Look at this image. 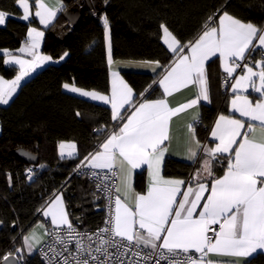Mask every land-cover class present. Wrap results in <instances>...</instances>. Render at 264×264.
Listing matches in <instances>:
<instances>
[{"label":"snow or ice","instance_id":"6c2138e0","mask_svg":"<svg viewBox=\"0 0 264 264\" xmlns=\"http://www.w3.org/2000/svg\"><path fill=\"white\" fill-rule=\"evenodd\" d=\"M16 3L23 9L20 18L28 21L32 15L29 0H16ZM58 4L57 8H52L44 0H35L34 15L41 25L47 27L51 23L63 7L59 0ZM9 15L0 10V25L5 24ZM103 26L111 66L114 61L107 17L103 19ZM160 27L164 43L175 57L167 67L158 61L147 62L154 65L153 71L162 69L161 78L154 81L163 89L161 98L149 99L142 93L137 102L133 89L116 71L112 72L111 96L86 91L74 82L63 84V88L72 93L111 105V117L116 122L113 130L75 169L79 174L94 178L97 191L107 195L109 216L105 227L97 232L91 235L79 232L69 219L64 193H54L42 208L43 215L50 217L54 226L51 233L45 230L46 235L53 236L49 246L52 255L45 253L49 264H161L162 261L167 264H239L238 259L213 261L209 254L241 258L264 250V27L244 22L225 11L218 22L215 16H210L198 37L186 44L166 25ZM43 37V31L28 28L26 42L18 51L31 59L2 50L6 57L4 63L18 66V71L11 80L0 76V104H8L22 80L53 60L38 51ZM257 49L261 50V59L250 65L247 61ZM217 54L223 71L235 80L231 85L233 93L241 88L247 91V84L259 93V98L253 103L248 96L233 97L232 110L246 117L247 123L221 114L210 132L214 141H218L214 146L201 145L196 139L195 125L190 123L188 128L195 147L188 149L187 159L196 164L203 153L202 164L188 181L165 178L160 167L167 151L165 141L170 139V121L201 99L208 100L205 62ZM67 55L65 52L60 59ZM241 68L242 74L234 77ZM253 77L258 78V86ZM189 85L198 87L195 98L176 107L170 106L167 97ZM76 147L74 142H60V157L74 158ZM220 158L227 160L226 170L222 176H215L213 162ZM144 165L147 166L148 189L146 194H139L132 190L130 177ZM214 225L218 230L212 227ZM23 240L29 252L34 243H40L35 232L24 236ZM73 241L74 250L69 248ZM57 244L60 250L55 247ZM11 258L9 253L0 260L8 264Z\"/></svg>","mask_w":264,"mask_h":264},{"label":"trees","instance_id":"16d2710c","mask_svg":"<svg viewBox=\"0 0 264 264\" xmlns=\"http://www.w3.org/2000/svg\"><path fill=\"white\" fill-rule=\"evenodd\" d=\"M60 1L61 11L43 29L41 51L54 60L65 52L68 55L37 70L20 84L8 104L0 105V257L21 247L23 235L58 191L64 193L70 216H81L83 227L92 228L102 221L101 197L86 177L74 173V167L98 147L116 122L108 106L67 93L63 84L74 82L84 90L108 93L104 17L109 21L113 59L158 61L164 67L175 57L161 40V24L185 44L198 37L210 16L217 19L225 11L244 22L264 27V0H99L98 12L84 0ZM74 3L82 8L76 26L62 15ZM0 10L10 14L0 26V49L15 51L26 40L28 28L37 26V21L22 20L16 0H0ZM16 68L5 65L0 53V76L12 78ZM207 74L214 94L212 103L200 105L195 123L200 143H210L209 132L215 117L228 114V92L221 87V75L214 60L208 62ZM161 75L159 68L154 74L124 73L137 102L142 93L149 99L160 96L154 81ZM61 141L76 143L74 158L62 159L57 154ZM16 148L37 155V163L22 161L13 152ZM196 165L166 158L163 174L188 178ZM134 183L137 190H143L142 171L136 173ZM24 257L25 264H44L37 251L32 255L24 253ZM247 264H264V255L252 256Z\"/></svg>","mask_w":264,"mask_h":264},{"label":"crops","instance_id":"0c3cea01","mask_svg":"<svg viewBox=\"0 0 264 264\" xmlns=\"http://www.w3.org/2000/svg\"><path fill=\"white\" fill-rule=\"evenodd\" d=\"M44 3L47 6L52 7V8H57L59 6L58 0H44ZM59 3H61L60 0H59ZM31 5H32L31 12H32V15H33L32 18L36 19L37 17H35V15H34V10H36L35 0H31ZM60 11H58L57 14ZM57 14H56V16H57ZM222 14L223 13H220L218 15V17L216 19L217 22H218L219 16L222 15ZM56 16L54 18H52L51 23L55 20ZM36 21H37V26L32 25V27H41V29L45 28L44 25L40 24L39 18H37ZM51 23H49L47 26H49ZM43 32H44V30H43ZM26 39H27V36H26ZM25 42H26V40L20 45V47L18 49H16L15 51H11V52L18 51L21 47L24 46ZM42 42H43V39L41 40V43H40V48L38 50L39 52H42L41 51ZM105 49H106V56H107V61H108V42L106 41V39H105ZM42 53H44V52H42ZM260 59H261V50L257 49L254 52V54L249 57L247 62L250 63V65H253L255 61L260 60ZM210 60H214L216 62V67L218 68L220 75L224 76V77H226L228 79V83H227V85L224 88L228 92V97H227L228 114H223V113L218 114L215 117V119H214V121L212 123L211 129L214 127L216 120L218 119V117L221 114H223V115H231L234 118L245 120V122L247 123V118L246 117H241L238 112L233 111L232 108H231V100L233 99V97L235 95L248 96L249 100H251L253 103H255L256 100L259 98V93H256L251 87H248L247 84H245V87H247V91H245L244 88H241V89H238V91L236 93H233L231 85L235 82V80L232 77H228L227 73H225L223 71V68L221 66V61L219 59V55L218 54L216 56H214V57H211L208 61H206L205 62V71H206V79H207L208 100L205 101V100L201 99L200 102L197 105H195V106H193V107H191V108H189L187 110L182 111L181 113H179L178 115L174 116L171 119L170 124H169V136H170V139L168 141H165V145L167 147V151L165 152V155H164L161 167H160L161 175L164 176L165 178L183 179L185 181H188L190 176L192 174H194L195 170L197 168H200V166L202 164V161H203V158H204L203 157V153H201L200 161L197 163L196 168L192 171V173L189 175L188 178L177 177V176H166V175L163 174V163H164V160L166 158H173V159H176V160H179V161H182V162L192 163L191 161H189L187 159V154H188V149L190 147H195V145H194V143L192 141V137H191V133L189 132L188 125L190 123H194V125H195V123L197 122V120L199 118V115H200V105L201 104H203V103H212V101H213L214 90L212 91V87H211V84H210V81H209V78H208V74H207V64H208V62ZM113 61H114V63L111 66H109V64H108L109 91H108V93H100L101 95L111 96V93H112V81H113L112 72L113 71L118 72L119 76L124 80V82L129 87H131V85L128 82V79L124 76L125 72H146V73L154 74L157 71V69H156V71H153V66L154 65H152L150 63H147V62H150V61H136V60H122V59H113ZM15 67L18 68V66H15ZM254 70L259 71V69H254ZM242 72H243L242 68L241 69H237L236 72L233 74V76L234 77L238 76V75L242 74ZM253 79L256 81L257 86H258L259 85L258 78L253 77ZM159 90H160V93H161L160 96L156 97V98H152V99H159V98L162 97L163 89L160 88V86H159ZM64 91H66L67 93L79 96L81 98H84L86 100L106 105V106H108L110 108V111H111V105L110 104H106V103H104L101 100H92L90 97H84V96H81L78 93H72V92L68 91L67 89H64ZM86 91H92V90H86ZM197 92H198V87L197 86L189 85L187 87H183V88H180L179 90L174 91L172 93V95L167 97V100H168V103H169L170 106L176 107V106L184 104L187 101L195 98ZM133 93H134V90H133ZM129 112H130V110H129ZM129 112H125V115L129 114ZM211 129H210V132H211ZM210 132H209L210 143H201V145L214 146L215 142H218V141H214V139L210 135ZM104 139L100 143H102L104 141ZM196 139H197V137H196ZM59 143L57 144L56 152L60 156ZM76 153H77V147H76ZM223 160H225V159L224 158H220L219 160L213 162V173H214L215 176H222L224 174V171L226 170V166H227V160H225V164H222ZM141 171L145 174V183H144V188H143L142 191L137 190L136 187H135V183H134L135 182L136 173L141 172ZM210 180H211V177L208 178V182H210ZM130 184H131L132 190L135 193H139V194H146L147 193V189H148V172H147V166L146 165L142 166L140 169H136V170L133 171V173H132V175L130 177ZM208 194L209 193L206 192L204 195L207 196ZM64 201H65V199H64ZM203 202L204 201L202 200L201 204ZM65 208H66V211L68 212V209L66 207V203H65ZM199 210L200 209H198L197 211H199ZM68 214H69V212H68ZM69 219H70V221H72V217L70 216V214H69ZM49 225H52L51 224V218L44 216L43 215V211H41L40 217L34 222V224L23 235V237L24 236H30L32 233L35 232L37 234V236L39 237L40 243H34L33 244V250H32L33 252H29L28 248L24 245V240H23V237H22L21 247L23 249V252L26 255H32V254H34L37 251L38 247L42 244V242L44 241V239L46 237L45 230H46V227L49 226ZM217 230H218V228H217ZM192 251L194 252V250H192ZM256 254L264 255V250H257V253H254L253 256L256 255ZM209 258L212 259L213 261H227V260L238 259L239 260V264H247L248 260L251 257L234 258V257H222V256H218L216 254H209Z\"/></svg>","mask_w":264,"mask_h":264},{"label":"built area","instance_id":"2783aa9c","mask_svg":"<svg viewBox=\"0 0 264 264\" xmlns=\"http://www.w3.org/2000/svg\"><path fill=\"white\" fill-rule=\"evenodd\" d=\"M227 83H228V79H227L226 77H224V76H221L220 84H221L222 89L225 88V86L227 85ZM80 161H81V160H80ZM80 161L76 163V165H75V167H74V173H76V174H78V175H83V174H79V173H77V172L75 171L76 166L80 163ZM83 171L87 172L88 169H84ZM97 171H99V170H97ZM83 176L86 177L87 180L91 183L93 189L97 192V194L101 197V199H102V201H103V218H102V221H101L100 224H98V225H96V226H94V227H92V228H86V227H83V226H82V227H79V226H77V225L74 224V223H73V226H74L75 228H77V230H78L79 232H82V233H88L89 235H91V234L97 232L99 229L105 227V220H106V219L108 218V216H109V200L107 199V195H106V194L97 191V189H96V183L94 182V178H90V177L87 176V175H83ZM53 227H54L53 225H49V226L46 227V229H47V231H48L49 233H51L52 230H53ZM212 227H214V228H216V229L218 228L217 225H214V226H212ZM211 234H212V233H209V235H211ZM94 239H95V237H94ZM52 243H53V236H52V235H46L44 241L42 242V244H41V245L38 247V249H37V254H38V256L41 258V260L43 261L44 264H49V260H48V258L45 256V253H47L48 256H51V255H52V253L49 251V246L52 245ZM74 246H75V241H73L72 244L69 245V248L72 249V250H74ZM55 247L57 248V250H60V248H61V246L58 245V244H57ZM93 247H95V245H93ZM17 249H21V250H22L21 247H16V248H15L12 252H10V253H11L15 258H16V257H20L19 259L16 258V261H17L16 264H25V257H24V252H23V250H22L21 252L17 253V251H16ZM8 254H9V253H8ZM65 255H67V253H65ZM196 255H199V254H196ZM130 256H131V254L129 253V257H130ZM125 259H127V258H125ZM132 259H135V258L132 257ZM161 264H167V262H166V261H162Z\"/></svg>","mask_w":264,"mask_h":264},{"label":"water","instance_id":"95a60500","mask_svg":"<svg viewBox=\"0 0 264 264\" xmlns=\"http://www.w3.org/2000/svg\"><path fill=\"white\" fill-rule=\"evenodd\" d=\"M89 8L94 7L96 11H99L98 2L99 0H84ZM82 8L79 3H74L73 5L65 8L62 12L64 19L69 22L71 25L76 26L81 18ZM13 152L24 162L28 164L35 165L38 161L37 155L25 150L23 148H16ZM72 222L79 227H82L81 216L77 215L72 218ZM16 258L12 255V258L8 261V264H16ZM0 264H4L0 260Z\"/></svg>","mask_w":264,"mask_h":264},{"label":"rangeland","instance_id":"374dc122","mask_svg":"<svg viewBox=\"0 0 264 264\" xmlns=\"http://www.w3.org/2000/svg\"><path fill=\"white\" fill-rule=\"evenodd\" d=\"M29 3H30V5H31V0H29ZM32 8V7H31ZM21 9V8H20ZM35 11L36 10H34V13H35ZM23 16V9H21V15H20V17H22ZM33 17V15H31L30 16V18H32ZM29 18V19H30ZM37 19V18H36ZM23 20V19H22ZM2 26V25H1ZM32 27V26H31ZM35 28H37L38 30H41V31H43V29H41V27H35ZM161 40H162V42H163V44L166 46V48L168 47L165 43H164V40H163V31H162V35H161ZM168 49V48H167ZM2 50H5L4 48H1L0 49V53L1 54H3V51ZM11 52V51H10ZM13 54H15V55H19V56H22V58H24V59H31V57H29L27 54H25V53H20L19 51H16V52H12ZM41 54H43V55H47V56H50V55H48V54H46V53H42V52H40ZM6 59V57L3 55V61ZM54 60V59H53ZM52 60V61H53ZM61 59L60 58H58V59H55L54 61V63H58L59 61H60ZM47 62V63H45L44 65H42L40 68H42V67H44L46 64H48V63H53V62ZM5 64V63H4ZM6 65V64H5ZM8 66V65H7ZM40 68H37L36 69V71L37 70H39ZM17 71H18V68H16V72H15V74H14V76L12 77V78H9V79H7V80H11V79H13L14 77H15V75L17 74ZM35 71V72H36ZM35 72H33L31 75H33ZM30 75V76H31ZM30 76H28V77H30ZM28 77H26L25 79H27ZM4 78V77H3ZM4 79H6V78H4ZM24 79V80H25ZM24 80H22L21 81V83L24 81ZM17 90H18V88H17ZM17 90H16V92H17ZM15 92V93H16ZM15 95V94H14ZM13 95V96H14ZM0 105H6V104H0ZM63 142H72V141H63ZM31 252H33V251H31Z\"/></svg>","mask_w":264,"mask_h":264}]
</instances>
